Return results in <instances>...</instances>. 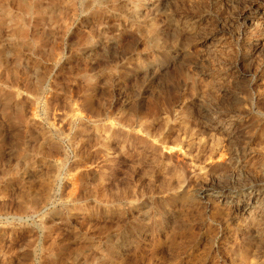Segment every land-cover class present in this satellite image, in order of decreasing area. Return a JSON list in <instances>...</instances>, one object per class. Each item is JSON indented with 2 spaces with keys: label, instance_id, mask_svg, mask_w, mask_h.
Returning a JSON list of instances; mask_svg holds the SVG:
<instances>
[{
  "label": "rangeland",
  "instance_id": "rangeland-1",
  "mask_svg": "<svg viewBox=\"0 0 264 264\" xmlns=\"http://www.w3.org/2000/svg\"><path fill=\"white\" fill-rule=\"evenodd\" d=\"M0 264H264V0H0Z\"/></svg>",
  "mask_w": 264,
  "mask_h": 264
},
{
  "label": "bare ground",
  "instance_id": "bare-ground-1",
  "mask_svg": "<svg viewBox=\"0 0 264 264\" xmlns=\"http://www.w3.org/2000/svg\"><path fill=\"white\" fill-rule=\"evenodd\" d=\"M163 6H164V5H163ZM163 6H162V7H163ZM246 211H247V210H246Z\"/></svg>",
  "mask_w": 264,
  "mask_h": 264
}]
</instances>
